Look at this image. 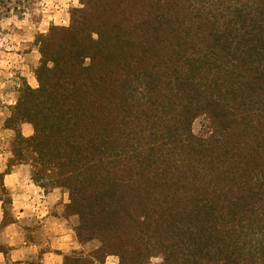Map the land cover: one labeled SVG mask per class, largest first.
Wrapping results in <instances>:
<instances>
[{"label": "trees", "instance_id": "trees-1", "mask_svg": "<svg viewBox=\"0 0 264 264\" xmlns=\"http://www.w3.org/2000/svg\"><path fill=\"white\" fill-rule=\"evenodd\" d=\"M35 1L0 0V22ZM69 14L36 36L37 86L5 120L10 165L64 189L78 241L99 243L62 264H264V0H78Z\"/></svg>", "mask_w": 264, "mask_h": 264}, {"label": "crops", "instance_id": "crops-1", "mask_svg": "<svg viewBox=\"0 0 264 264\" xmlns=\"http://www.w3.org/2000/svg\"><path fill=\"white\" fill-rule=\"evenodd\" d=\"M27 83L35 86V80ZM2 130L7 140L0 148V264H62L64 255L81 247L74 216L65 214L68 193L44 190L32 180L28 164L10 165L13 130ZM19 130L24 137L33 132L26 122Z\"/></svg>", "mask_w": 264, "mask_h": 264}, {"label": "rangeland", "instance_id": "rangeland-1", "mask_svg": "<svg viewBox=\"0 0 264 264\" xmlns=\"http://www.w3.org/2000/svg\"><path fill=\"white\" fill-rule=\"evenodd\" d=\"M78 6V0H37L26 10V12L17 17L10 14L1 20L0 33V148L5 144L4 131L5 120L8 110L12 105L9 103L16 101L18 88L23 82L37 81L34 71L38 66L40 54L35 42L38 34H45L52 25L66 26L69 23L70 9ZM28 84V83H27ZM10 113V112H9ZM208 121L203 115L196 117L191 123V131L202 136L207 132ZM17 127H19L17 125ZM10 140L9 147H11ZM5 139V140H3ZM65 214L70 212L65 209ZM74 216V227L78 222V217ZM76 235V234H75ZM80 243V242H79ZM99 245L98 241L81 244L76 251L87 253ZM160 255L153 256L148 264H155L160 259ZM118 259L115 256H108L105 264H117Z\"/></svg>", "mask_w": 264, "mask_h": 264}, {"label": "clouds", "instance_id": "clouds-1", "mask_svg": "<svg viewBox=\"0 0 264 264\" xmlns=\"http://www.w3.org/2000/svg\"><path fill=\"white\" fill-rule=\"evenodd\" d=\"M89 62H90V61L86 59V61H85V66H87ZM161 261H162V258L158 259V260L155 262V264H161Z\"/></svg>", "mask_w": 264, "mask_h": 264}]
</instances>
